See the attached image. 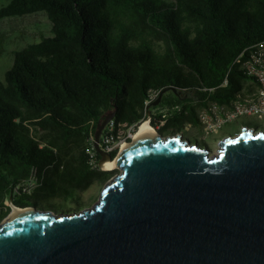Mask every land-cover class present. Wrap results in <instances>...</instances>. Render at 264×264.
<instances>
[{
  "label": "trees",
  "instance_id": "1",
  "mask_svg": "<svg viewBox=\"0 0 264 264\" xmlns=\"http://www.w3.org/2000/svg\"><path fill=\"white\" fill-rule=\"evenodd\" d=\"M33 13L48 33L14 50L0 77V221L11 205L88 204L84 193L118 172L94 147L106 114L100 145L130 141L152 115L199 124L209 103L255 93L236 59L264 41V0H0V20Z\"/></svg>",
  "mask_w": 264,
  "mask_h": 264
},
{
  "label": "water",
  "instance_id": "2",
  "mask_svg": "<svg viewBox=\"0 0 264 264\" xmlns=\"http://www.w3.org/2000/svg\"><path fill=\"white\" fill-rule=\"evenodd\" d=\"M113 113L94 132L103 169L114 157L99 137ZM116 166L90 207L8 213L0 264H264L263 131L227 134L213 154L156 135L118 154Z\"/></svg>",
  "mask_w": 264,
  "mask_h": 264
},
{
  "label": "rangeland",
  "instance_id": "3",
  "mask_svg": "<svg viewBox=\"0 0 264 264\" xmlns=\"http://www.w3.org/2000/svg\"><path fill=\"white\" fill-rule=\"evenodd\" d=\"M48 31L49 21L43 13H33L1 19L0 77L3 78L4 71L11 65L14 50L24 46L28 42L38 40L41 34L48 33ZM244 122L258 123L260 126L264 127V117L259 118L256 115L241 116L236 120L220 125L216 130L212 132H205L204 127L196 122H194L193 124H186V132L184 137H187L191 140L196 139V141L202 146H207L210 149H214L217 145L218 139L222 137L224 133L235 134L236 132L240 131L241 123ZM118 149H120V146L118 147ZM110 168L118 169L117 166L108 167L107 169ZM114 176L115 174L111 178H113ZM103 186H92L84 193V200H87L88 195H90L87 201L88 204L79 206L77 208L73 207L72 204H67L63 207L68 208L69 210L64 212L79 211L86 207H90L97 200ZM92 194H96V200H94V196ZM40 202L44 203L45 200L41 199ZM64 212L53 211V213L55 214Z\"/></svg>",
  "mask_w": 264,
  "mask_h": 264
},
{
  "label": "built area",
  "instance_id": "4",
  "mask_svg": "<svg viewBox=\"0 0 264 264\" xmlns=\"http://www.w3.org/2000/svg\"><path fill=\"white\" fill-rule=\"evenodd\" d=\"M236 61L252 77V79L247 80L246 84H253L255 93L253 95L243 93L244 97L238 94L236 97L230 99L228 103L211 102L207 107L201 109L197 115L199 124L204 127L205 132H212L220 125L236 120L241 116L256 115L259 118L264 117V41L251 46L248 54L243 58L241 54L237 57ZM224 82L226 83V81ZM156 95V92L151 93L148 102L153 100ZM140 124L130 126L127 130V136L132 137V134ZM243 125H245V122L241 123V126ZM227 134L229 133H224V135ZM120 143L114 144L107 136H102L101 145L99 144V146H102L103 151L109 153ZM98 165L101 167L100 161Z\"/></svg>",
  "mask_w": 264,
  "mask_h": 264
},
{
  "label": "flooded vegetation",
  "instance_id": "5",
  "mask_svg": "<svg viewBox=\"0 0 264 264\" xmlns=\"http://www.w3.org/2000/svg\"><path fill=\"white\" fill-rule=\"evenodd\" d=\"M172 92L177 98H184L188 95L187 93H184L183 91L177 90V89L172 90ZM150 120H152L153 124H150L151 122ZM149 124L154 128L153 129L154 137L158 135L159 137L166 139V138L178 136L181 141H185L189 144H197L199 146H202L200 143L196 141V139L191 140L187 137H184L185 132H186V124L183 122V120L179 122H174L172 124H167V121L163 119H161L159 122H156L154 116L152 115L149 117ZM241 128H244V130L250 131L252 134L259 132V131L264 132V127L260 126L257 123L247 122L245 123V125L241 126ZM239 132L240 131L236 132L235 134H229V135L230 137H232V136L237 135ZM226 136L227 135H223L218 140L223 139ZM202 147H206L209 154H213L217 152V145L214 149H210L207 146H202Z\"/></svg>",
  "mask_w": 264,
  "mask_h": 264
},
{
  "label": "bare ground",
  "instance_id": "6",
  "mask_svg": "<svg viewBox=\"0 0 264 264\" xmlns=\"http://www.w3.org/2000/svg\"><path fill=\"white\" fill-rule=\"evenodd\" d=\"M153 137H154L153 128L148 124L147 121L141 122V124L138 126V128L132 134V137H131L132 141H129V142L122 141L119 145L120 149H118L116 156H114V158H112V159L106 160L104 163V166L107 168L116 166L117 162H118V154H120L122 151L130 148L132 145H134L135 143H137L141 139H144V138L153 139ZM28 210H29V208H20L18 206H12V208L9 212V215L7 217V220H11V219L25 213Z\"/></svg>",
  "mask_w": 264,
  "mask_h": 264
}]
</instances>
